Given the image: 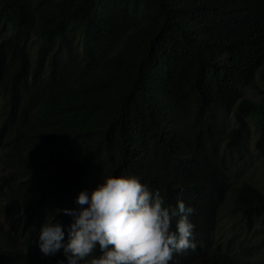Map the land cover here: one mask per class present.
Segmentation results:
<instances>
[{
    "label": "trees",
    "instance_id": "16d2710c",
    "mask_svg": "<svg viewBox=\"0 0 264 264\" xmlns=\"http://www.w3.org/2000/svg\"><path fill=\"white\" fill-rule=\"evenodd\" d=\"M0 96V264H49L20 244L66 243L106 176L196 203L205 247L169 264H264V182L232 180L251 127L264 151V0H0ZM228 194L243 230L214 245Z\"/></svg>",
    "mask_w": 264,
    "mask_h": 264
},
{
    "label": "clouds",
    "instance_id": "9594fccd",
    "mask_svg": "<svg viewBox=\"0 0 264 264\" xmlns=\"http://www.w3.org/2000/svg\"><path fill=\"white\" fill-rule=\"evenodd\" d=\"M234 198L235 194H228L225 203L232 207ZM0 200L3 201L1 194ZM72 201L70 209L74 212L62 205L56 215L58 219L62 212L74 216L66 243L62 225L50 222L30 237V243L20 236V246L26 251L39 244L36 256L43 253L49 264H58L61 259L67 264H169L175 254L205 247L202 228L196 220V203L191 206L188 200L172 194L163 197L135 176H106L90 195L81 192ZM13 217L14 213L4 222L5 228ZM227 218L237 221L230 214ZM219 228L217 225L213 232L214 245L215 240L223 244L217 238ZM97 250L101 255L94 257Z\"/></svg>",
    "mask_w": 264,
    "mask_h": 264
},
{
    "label": "rangeland",
    "instance_id": "374dc122",
    "mask_svg": "<svg viewBox=\"0 0 264 264\" xmlns=\"http://www.w3.org/2000/svg\"><path fill=\"white\" fill-rule=\"evenodd\" d=\"M257 93L256 91L253 92L250 89H247V94L252 96L253 98H257V96L254 94ZM2 104L3 99L0 96V121L3 118V110H2ZM229 121H232L234 123L233 115L228 116ZM251 123H253V120H251ZM251 137L249 138L248 142V150L244 152H234V163L235 166L232 168V180L237 181L242 180L243 182L250 181L255 183L256 185H259L260 181L264 182V151L255 149L254 140H255V133L253 127H251ZM3 146V141L0 145V175L4 173L2 171L1 166V159H2V153L5 150ZM233 196L230 194V197ZM228 207L229 202L224 203L221 206V209L219 211L220 219L217 220V225H220V228L218 230L217 238L223 241V243L227 242L234 233L242 232L241 228L237 227V224L235 225V221L233 219L227 218L228 213ZM261 222H264V220H261ZM248 238L246 241V244L248 243H258L260 239H262V235H264V227H262V230H258L256 232L251 231L248 233ZM242 234L240 235V237ZM225 241V242H224ZM239 245V243H238ZM237 248V247H235ZM249 256H252V253H248Z\"/></svg>",
    "mask_w": 264,
    "mask_h": 264
}]
</instances>
